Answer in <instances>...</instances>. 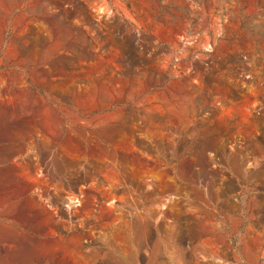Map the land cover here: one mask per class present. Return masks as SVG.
I'll return each instance as SVG.
<instances>
[{
    "label": "rangeland",
    "instance_id": "1",
    "mask_svg": "<svg viewBox=\"0 0 264 264\" xmlns=\"http://www.w3.org/2000/svg\"><path fill=\"white\" fill-rule=\"evenodd\" d=\"M0 264H264V0H0Z\"/></svg>",
    "mask_w": 264,
    "mask_h": 264
}]
</instances>
